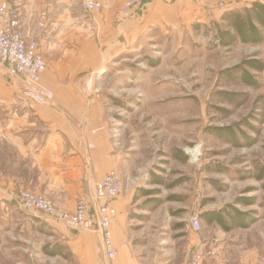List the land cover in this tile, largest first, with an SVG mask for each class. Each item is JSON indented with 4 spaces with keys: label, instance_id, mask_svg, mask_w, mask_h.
Wrapping results in <instances>:
<instances>
[{
    "label": "rangeland",
    "instance_id": "obj_1",
    "mask_svg": "<svg viewBox=\"0 0 264 264\" xmlns=\"http://www.w3.org/2000/svg\"><path fill=\"white\" fill-rule=\"evenodd\" d=\"M151 1L139 9L148 21L142 35L100 68L99 90L124 189L133 193L124 209L133 256L143 264H188V251L201 241L218 238L227 253L235 250V229L207 223L203 212L234 205L264 214V180L257 179L264 166V69L252 70L257 87L224 74L249 58L264 61V42L223 47L212 41L213 22L245 6L238 7L240 0H189L160 12L148 8ZM225 92H241L245 100L228 102ZM235 123H243L254 144L233 146L210 133ZM153 174L165 183L152 184ZM140 189L156 194L136 196ZM156 198L161 203L152 209ZM243 198L254 200L245 206ZM194 215L202 221L198 233ZM34 218L16 202L0 204V264H80L66 242L77 232ZM53 248L62 255L46 253Z\"/></svg>",
    "mask_w": 264,
    "mask_h": 264
},
{
    "label": "crops",
    "instance_id": "obj_2",
    "mask_svg": "<svg viewBox=\"0 0 264 264\" xmlns=\"http://www.w3.org/2000/svg\"><path fill=\"white\" fill-rule=\"evenodd\" d=\"M127 1L111 0L109 8L90 14L81 0H0V7L4 2L19 7L21 26L28 34L40 14H48V27L40 40L47 69L37 86L54 95L51 104L30 100L24 82L0 64V204L16 202L19 189L26 188L74 211L80 198H91L98 180L118 170L119 154L99 90L100 68L145 31L144 12L138 10L133 17L120 13ZM184 1L189 0H152L148 8L171 10ZM132 195L124 189L114 202L118 211L112 222L115 260H106L97 232L81 231L66 241L80 264H143L126 241L124 209ZM34 216L59 228L58 223ZM256 217L250 227L235 228L234 252L227 253L225 241L219 240L217 256L203 264H264V214Z\"/></svg>",
    "mask_w": 264,
    "mask_h": 264
},
{
    "label": "built area",
    "instance_id": "obj_3",
    "mask_svg": "<svg viewBox=\"0 0 264 264\" xmlns=\"http://www.w3.org/2000/svg\"><path fill=\"white\" fill-rule=\"evenodd\" d=\"M82 7L90 14L109 8L111 0H81ZM143 0H128L120 13L133 17L142 9ZM0 64L7 68L10 76L20 78L27 86L25 96L40 104H51L53 93L37 84L41 82L47 69V62L40 49V40L48 27L46 12L40 14L30 34L21 26V10L4 2L0 7ZM191 153V152H190ZM193 159L194 156L192 153ZM200 155V152H199ZM124 190L123 178L117 169L110 170L94 186L91 198L78 200L74 211H69L42 192L20 188L16 203L21 209L34 213L45 220L55 221L73 232L94 231L100 236L101 248L108 262L116 258V248L112 232V222L118 214L115 200ZM194 232H200L202 221L199 215L191 217ZM219 239L201 241L188 251V264H203L208 258L218 254Z\"/></svg>",
    "mask_w": 264,
    "mask_h": 264
},
{
    "label": "trees",
    "instance_id": "obj_4",
    "mask_svg": "<svg viewBox=\"0 0 264 264\" xmlns=\"http://www.w3.org/2000/svg\"><path fill=\"white\" fill-rule=\"evenodd\" d=\"M145 1V0H144ZM215 33L212 41L223 47H231L237 43L243 44H261L264 42V2L256 0L245 5L242 8L228 9L221 14L220 21L213 22ZM158 62H152L156 65ZM264 69V61L259 58H249L242 62L241 65L225 71V75L231 78L238 77L242 82L250 86H258L259 81L256 78L254 71H262ZM226 101L231 103H242L245 100V95L241 92H225L223 93ZM243 123H235L227 126H213L210 127V133L223 140L224 142L233 146H250L255 143V138L249 135L243 128ZM252 130L257 128L252 124H246ZM179 159L180 156H177ZM154 179L151 182L156 185H163L164 179L160 175L153 174ZM258 180H264V166L257 174ZM264 188V184H263ZM141 192L136 196L144 197L156 194L155 190L140 189ZM254 198H243L238 201L243 205H251ZM156 202L151 206L156 209L161 200L156 198ZM256 212L241 211L234 205H227L217 210H207L202 213V217L207 223H216L226 231L235 228H248L257 219ZM50 255H62L60 250H46Z\"/></svg>",
    "mask_w": 264,
    "mask_h": 264
},
{
    "label": "bare ground",
    "instance_id": "obj_5",
    "mask_svg": "<svg viewBox=\"0 0 264 264\" xmlns=\"http://www.w3.org/2000/svg\"><path fill=\"white\" fill-rule=\"evenodd\" d=\"M191 152H192L194 155H197L196 149H192Z\"/></svg>",
    "mask_w": 264,
    "mask_h": 264
}]
</instances>
